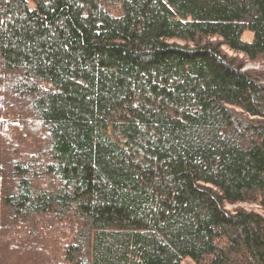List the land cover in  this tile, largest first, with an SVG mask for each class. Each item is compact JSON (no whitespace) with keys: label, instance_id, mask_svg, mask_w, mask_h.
<instances>
[{"label":"trees","instance_id":"16d2710c","mask_svg":"<svg viewBox=\"0 0 264 264\" xmlns=\"http://www.w3.org/2000/svg\"><path fill=\"white\" fill-rule=\"evenodd\" d=\"M32 3V5H31ZM0 0V264H264V0ZM251 34V41L244 40Z\"/></svg>","mask_w":264,"mask_h":264},{"label":"rangeland","instance_id":"374dc122","mask_svg":"<svg viewBox=\"0 0 264 264\" xmlns=\"http://www.w3.org/2000/svg\"><path fill=\"white\" fill-rule=\"evenodd\" d=\"M28 1H29V3H31L32 0H28ZM31 5H32V3H31ZM252 39H253V36L251 34H246L244 36V40H246V41H251ZM223 50L230 57L236 58L238 61H241V63L244 64V71H246V70L258 71V72H262V74H264V57L260 58L256 62L252 63V62L248 61L247 59H245L243 55L236 54L227 48H223ZM263 84H264V82H263ZM238 209H244L246 211H252V212L258 213L260 215H264V211L258 205L241 204V205H236V206H227V210H229L231 212H234ZM186 264H191V263L187 262Z\"/></svg>","mask_w":264,"mask_h":264}]
</instances>
